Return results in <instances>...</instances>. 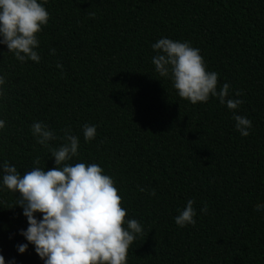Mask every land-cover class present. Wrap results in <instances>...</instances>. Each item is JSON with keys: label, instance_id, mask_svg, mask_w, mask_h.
Here are the masks:
<instances>
[{"label": "trees", "instance_id": "trees-1", "mask_svg": "<svg viewBox=\"0 0 264 264\" xmlns=\"http://www.w3.org/2000/svg\"><path fill=\"white\" fill-rule=\"evenodd\" d=\"M49 20L37 34L39 63L18 61L0 44V161L23 175L55 167L30 129L46 123L79 138L70 163L98 164L114 179L125 219L142 227L127 264H264V0H48ZM188 41L217 91L242 100L190 103L155 72L151 44ZM50 49H55L51 54ZM57 64L62 65L58 68ZM236 92L240 95L237 97ZM233 112L252 122L248 136ZM95 125L85 142L82 127ZM143 189L144 191H141ZM154 192L155 195H150ZM17 193L0 191V255L43 264L19 234L26 229ZM193 200L195 225L179 227L177 209ZM207 206L206 212L201 209ZM39 213L37 218H39Z\"/></svg>", "mask_w": 264, "mask_h": 264}, {"label": "clouds", "instance_id": "clouds-1", "mask_svg": "<svg viewBox=\"0 0 264 264\" xmlns=\"http://www.w3.org/2000/svg\"><path fill=\"white\" fill-rule=\"evenodd\" d=\"M47 3L48 0H0V44L6 45L21 63L40 61L35 49L39 46L37 34L49 20L44 6ZM151 48L156 53L151 58L155 72L171 80L180 98L196 104L207 102L211 96L229 110L242 104V100L229 97L228 83L217 91L218 74L207 70L200 50L190 42L165 37ZM50 52L54 55L55 49ZM4 84L5 78L0 75V97ZM235 95L239 97L240 93ZM232 118L239 134L248 136L252 122L235 112ZM4 127L5 120L0 119V130ZM30 131L36 143L49 149L55 167H40L37 157L31 170L21 175L7 160L0 161V191L18 194L15 206L22 208L27 220L26 229L19 232L27 243L18 244L17 252L25 253L31 244L43 264H127L128 249L143 227L136 219H125L127 210L121 207L122 197L114 179L98 164L70 163L78 155L79 146V138L70 128L62 129L63 143L57 148L49 145L57 137L46 123L34 122ZM82 133L84 141L89 142L95 139L97 128L85 124ZM193 204L189 199L183 209H177L178 215L173 218L177 226L195 225ZM206 210L205 205L201 212ZM256 210L264 211V203H258ZM0 264H6L3 255ZM7 264H15V258Z\"/></svg>", "mask_w": 264, "mask_h": 264}]
</instances>
